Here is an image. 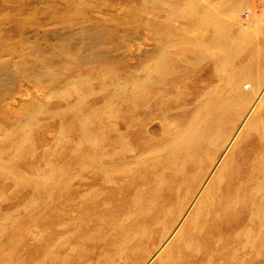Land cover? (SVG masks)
I'll return each instance as SVG.
<instances>
[{
	"label": "rangeland",
	"instance_id": "374dc122",
	"mask_svg": "<svg viewBox=\"0 0 264 264\" xmlns=\"http://www.w3.org/2000/svg\"><path fill=\"white\" fill-rule=\"evenodd\" d=\"M0 264H264V0H0Z\"/></svg>",
	"mask_w": 264,
	"mask_h": 264
},
{
	"label": "bare ground",
	"instance_id": "6f19581e",
	"mask_svg": "<svg viewBox=\"0 0 264 264\" xmlns=\"http://www.w3.org/2000/svg\"><path fill=\"white\" fill-rule=\"evenodd\" d=\"M228 46V45H227ZM232 51V50H231ZM227 58V57H226ZM224 61V60H223ZM220 66V65H219ZM207 102V101H206ZM226 103H224V105H225ZM205 106H207V105H205ZM198 114V113H197ZM199 116V115H198ZM208 115H206V117H207ZM257 121V120H256ZM252 123V122H251ZM254 124V123H253ZM253 124H251V125H253ZM250 125V124H249ZM255 125V124H254ZM177 127V126H176ZM256 127V126H255ZM165 128V127H164ZM184 128V127H183ZM195 130L194 131H196V127L194 128ZM177 130V129H176ZM186 131V130H185ZM168 133V132H167ZM183 133V132H182ZM185 133V132H184ZM183 133V134H184ZM185 135H186V133H185ZM184 135V136H185ZM182 136V135H181ZM193 136V135H192ZM192 136H191V138H192ZM189 137V136H188ZM193 137H195V138H200L198 135H195V136H193ZM167 138H168V136H167ZM190 138V139H191ZM184 139V138H183ZM181 140V139H180ZM185 140H186V138H185ZM169 141V140H168ZM183 141V140H182ZM187 141V140H186ZM188 144V142H185V144ZM187 146V145H186ZM188 153V152H187ZM193 153V152H192ZM199 153V152H198ZM191 155V154H190ZM221 172V171H220ZM177 174V173H176ZM177 176V175H176ZM198 214V213H197ZM194 216V215H193ZM115 217V216H114ZM175 244V243H174ZM163 252H164V250H163ZM163 254V253H162ZM160 255V254H159Z\"/></svg>",
	"mask_w": 264,
	"mask_h": 264
}]
</instances>
